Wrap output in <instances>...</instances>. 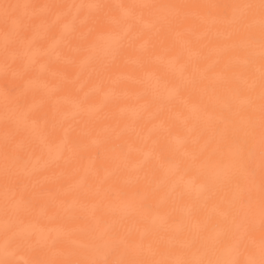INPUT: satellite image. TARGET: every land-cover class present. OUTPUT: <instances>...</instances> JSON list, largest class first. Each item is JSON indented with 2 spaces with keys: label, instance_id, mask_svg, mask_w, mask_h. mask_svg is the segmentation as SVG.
Listing matches in <instances>:
<instances>
[{
  "label": "bare ground",
  "instance_id": "obj_1",
  "mask_svg": "<svg viewBox=\"0 0 264 264\" xmlns=\"http://www.w3.org/2000/svg\"><path fill=\"white\" fill-rule=\"evenodd\" d=\"M258 3L0 0V259L113 264L123 240L143 259L258 261L259 151L232 121L260 63L225 7ZM4 4L29 6L7 55Z\"/></svg>",
  "mask_w": 264,
  "mask_h": 264
},
{
  "label": "snow or ice",
  "instance_id": "obj_2",
  "mask_svg": "<svg viewBox=\"0 0 264 264\" xmlns=\"http://www.w3.org/2000/svg\"><path fill=\"white\" fill-rule=\"evenodd\" d=\"M3 19L5 24V39L4 48L5 54L8 53V48L15 39L21 38V33L17 31L20 21L13 15V10L21 7L27 8L28 5H10L4 4L3 6ZM142 7H156L144 5ZM177 7V6H169ZM233 9L234 22L239 23L248 31V64L250 67H254L257 58L260 63L259 78L258 81H254L253 86L249 89L252 96V102L250 103V113L246 119L242 121L233 120L232 123L237 125L243 123L246 126L245 136L247 137L242 150H246L249 156L255 159L257 147L259 151V167H260V178L258 184L259 190V207H260V227L264 229V0H259L258 4H246V5H231L225 6ZM242 9L243 11L239 16H236V10ZM259 16L258 25L255 20L250 17ZM258 28V35L256 29ZM258 48V52H257ZM258 87L259 91L256 92ZM258 128V132H257ZM258 137V139H257ZM6 159V177L8 175L7 169V153ZM248 182L250 185L249 189V206L253 200L252 190L257 187L256 184V170L255 167H250L248 171ZM5 230L7 232L8 225L6 224ZM23 239H27L23 234H20ZM55 243V241H53ZM115 249H119L123 246L124 255L128 258L119 259L113 262V264H238L235 260H189V259H143L140 258L142 253L139 247L130 244L123 240L113 241ZM8 241L6 240V248ZM0 264H14V261L7 258V253L4 259H0ZM30 264H58L56 260L46 259L30 262ZM63 264H88V262L82 261H65ZM246 264H264V239L260 244V259H249Z\"/></svg>",
  "mask_w": 264,
  "mask_h": 264
}]
</instances>
